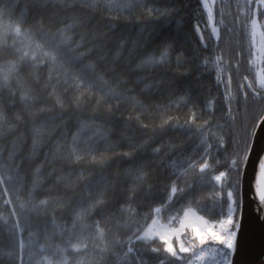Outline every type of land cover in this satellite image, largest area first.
<instances>
[{"label": "snow or ice", "instance_id": "1", "mask_svg": "<svg viewBox=\"0 0 264 264\" xmlns=\"http://www.w3.org/2000/svg\"><path fill=\"white\" fill-rule=\"evenodd\" d=\"M200 4L218 47V25L229 32L233 29L223 9L216 21L214 0H200ZM237 8L232 23L248 38V71L256 67L257 59L262 66L254 75H243L233 95L232 72L239 76L243 70V45L236 44L240 51L235 53V63L232 55L225 61L224 49L214 58H205L204 65L211 63L215 68L217 83L225 84L227 112L220 119L226 123L214 125V111H207L214 109V100L202 99L195 85L182 84L176 75L165 79L169 73L161 71L160 79L153 77V84H143V77L133 78L115 66L97 71L107 63L105 49L113 42L121 50L128 48L130 55H143L136 65L138 71L171 64L173 51L177 67L190 65L187 49L175 39L161 38L162 26L178 13L175 5L158 7L149 0H28L20 9L18 0H0V264H235L242 181L258 129L264 125V0H245ZM132 17L139 25L135 37L128 29L118 31L121 22L131 24ZM93 20L96 24L77 40L74 29L87 28ZM196 31L207 49L199 25ZM86 36L91 37L87 42ZM41 68L48 70L42 87L46 96L25 86L26 77L40 84ZM69 84L77 95L66 103L63 95L68 88L64 92L59 88ZM17 88L24 111L31 117L27 156L22 152L29 134L18 127L23 117L15 113L10 120L2 102L7 93L14 107ZM178 93L190 105V115L182 122L170 116L151 127L142 122L147 113L167 107L156 102L157 94L172 97ZM241 98L244 118L237 126L240 113L232 105H239ZM88 102L94 106L86 114ZM126 104H131L135 116H124ZM205 111L208 119L201 123ZM49 122H53L51 128ZM132 124L145 133L138 144L134 135H124L132 131ZM59 129L50 152H44L45 160L51 156V164L62 160L69 168L87 161L102 170L118 162L115 169L109 175L102 172L91 183L94 174L83 170L73 181L72 173L58 175L56 168L42 176L44 164L30 168V161ZM149 130L152 135L146 134ZM169 131L190 133L189 142L157 143ZM14 133L19 134L10 145L2 143ZM113 135H117L115 141ZM120 143L128 150L115 151ZM197 153L199 158L194 160ZM253 170V199L264 215V154L258 156ZM209 172L213 175L206 181ZM192 174L199 177L198 183L189 182ZM209 182L211 190L203 193ZM80 183L87 191L73 207L71 198L60 194V185L68 191ZM142 200L150 201L144 213L139 212ZM69 209L71 223L61 221L57 212ZM98 211L115 220V227H104L99 220L89 223Z\"/></svg>", "mask_w": 264, "mask_h": 264}, {"label": "trees", "instance_id": "2", "mask_svg": "<svg viewBox=\"0 0 264 264\" xmlns=\"http://www.w3.org/2000/svg\"><path fill=\"white\" fill-rule=\"evenodd\" d=\"M231 1L233 0H227L225 3H223L222 8L224 9V18L225 21L229 25H233L232 21L238 14L234 11V8L231 5ZM16 2V0H14ZM28 0H18V3L20 5V9L24 7V4L27 3ZM150 3H155L158 7H163L167 5H175V7L178 9V13L172 17L166 25H163L160 31L161 38L168 37L170 39H175L177 44L182 45L184 49H187L186 55L192 58V63L184 64L181 67H177L176 65V51H173L172 56V63L169 65L163 66V68H157V69H147L143 71H138L136 69V65L139 63L140 59L143 58V55H130L129 49L124 48L120 49L118 45L113 42L109 45L107 49H105V53L107 55V63L105 65H100L97 69L98 72L105 71L108 67L115 66L118 71H122L124 73H127L131 75L133 78L136 77H143L144 81L143 84H153V77L155 79H160V76L158 73L161 71H167L169 73L168 77H165V79L171 78L172 75H176L180 78L182 84H188L191 83L195 85L196 89L201 93V98L206 99L209 101L214 100L215 106L214 109L209 108L207 111H214V117H213V124L219 122V123H226L225 120H221V116L227 112V106L224 103V97H225V84H218L215 76L216 71L215 68L211 63H209L207 66L204 65V60L206 57H212L214 58L215 55L219 54L221 49L225 50V61L227 62L228 56L232 55L233 60L232 62L235 63V53L240 51L239 48L236 47L237 42L239 41L244 48V57H243V70L241 71L240 75H236V73L232 72V94L236 95V90L239 86V83L241 81V77L243 75H252V71H248V65L247 61L250 59V56L248 55V49H247V36L243 34L242 30L237 28V24H235L236 30L240 31V34L238 32H229L225 31L223 29L220 30V40L218 42L219 46L217 47V41L212 37L211 29L208 25L207 19H206V13L203 11L202 6L200 4V0H149ZM20 9H17V12L20 11ZM99 17H96V20H98ZM96 20H93L91 24L87 26V28H76L74 29V33L76 36V39L78 40L80 38V35L85 33L88 29H90L93 25L96 24ZM199 25L200 29L203 32V35L205 37V41L208 45L207 49L204 48L203 45L200 44L199 41V34L196 31V26ZM47 26V25H46ZM139 25L136 23L135 17H132L131 24H125L121 22L120 29H128L130 31V35L132 37H135L136 30L138 29ZM51 31H55V27L51 29ZM91 39L90 36H86L85 40L86 42ZM158 43V41H157ZM90 46V45H88ZM131 47V45H129ZM231 49V53H229L227 50ZM120 53L119 56H117V53ZM158 54V53H157ZM95 56V54H94ZM92 59V58H90ZM191 71V75H188V72ZM48 74L47 68H41L39 69V76H40V84H36L32 81V79L26 77V87H31L33 91L41 96H46L47 92L42 91L43 84L46 81ZM228 74V69L225 68L224 70V79L226 81ZM143 84L140 86L143 87ZM15 87V85H14ZM67 87L68 91L64 93L63 99L66 103H71L73 100V97L77 95L75 91L71 88L69 85H61L59 88V91L64 92V88ZM19 88H17V97L15 99V106H11L9 104L10 98L8 97L7 93H4L2 96V102L4 104L5 112L8 115L10 120H13V116L15 113H19L22 117L24 122L19 123L18 127L21 132L28 133L29 139L28 143L24 145V149L22 152V155L27 156L30 152V145H31V138H30V125H31V117L27 115V113L24 111L23 104L20 102L19 99ZM48 91H51L49 89ZM152 92L155 93V88L152 89ZM156 102L158 104L167 106L163 110H153L150 113H147L144 116V119L142 122L148 123L150 127L152 125H159L161 123L162 119H167L169 116L172 118H179V120L182 122L188 115H190V105L186 106L184 104V101L182 99V94L178 93L176 96L172 97H163L157 94V100ZM49 104H51V101H49ZM44 105H36V108L43 107ZM94 106V102H88L87 108L84 109V112L87 114L91 111L92 107ZM234 110L239 111L240 115L237 120V126H240L243 118H244V111H243V101L242 98L240 99L239 105L235 102H233L232 105ZM124 116L133 115L135 116L137 112L133 110L131 104H126L122 108ZM197 114H200V109H196ZM207 111L204 112L203 115H201V120L199 122H203V120L208 119ZM250 116L249 119H251V109L249 110ZM15 122V121H13ZM39 122V121H38ZM56 125L60 124V121L54 122ZM53 126V122H49V127L51 128ZM72 130L74 131V126H71ZM132 131L131 132H124V135L126 136H135V143H140L141 139L145 136V133L141 131L137 125L132 124L131 125ZM62 129H59L56 131V133L48 140H46L44 148H42L36 157L32 159L29 163V167L34 169L35 167L44 164V168L41 172V175L46 177L50 168H56L58 175H65L67 176L69 173H72L71 179L74 181L75 176L83 170L84 173L87 175L89 173L94 174L91 183H95L97 179H99L100 174L103 172L105 175H109L116 167V164L118 162H114L111 166H109L106 169H100L98 167H93L89 165L87 161H83L78 167L76 168H69L64 161L58 160L54 164H51V156H49L48 160H45L44 152L49 151L52 148L53 142L59 138L60 131ZM120 132V129H117V133ZM19 133H14L12 136L7 137L4 141H2L5 145H10L11 140L14 138L15 135H18ZM147 135H152V132L149 130ZM190 133L186 132H178V131H169L166 136L163 137L162 140H159L157 143H165L168 140H172L177 145L186 144L189 142V136ZM117 139V135L112 136V140L115 141ZM214 142V141H213ZM127 145L125 143H120L118 147L115 148V151H126ZM230 150V146H229ZM165 151H167V148H165ZM221 153V158H222ZM213 156H215V149H213ZM199 153L197 155L193 156V159H198ZM213 175V173L209 172L205 176V180L208 181L209 178ZM196 181L199 182V177L196 174H192L189 177V182ZM211 190V183H207L206 186L201 190L203 193H207ZM87 189L84 183H80L74 188L65 191L64 185H60V194L65 196L66 198H71L73 207L77 206L78 201L80 200V197L83 196L86 193ZM95 195V193H93ZM139 199V198H138ZM86 202V200H85ZM142 207L139 208L140 213L147 212L149 210L150 201L148 200H142ZM154 206V205H153ZM135 207V205H133ZM175 207H179V205H175ZM205 210H207L208 205H205ZM217 213H219V209L216 210ZM57 217L61 221H68V223H71V215L72 210H65L62 212H57ZM122 216V214H120ZM99 220L101 224L104 227L114 228L115 227V220H110L106 214L105 211H98L95 215L91 216L89 218V223H94L95 221Z\"/></svg>", "mask_w": 264, "mask_h": 264}, {"label": "water", "instance_id": "3", "mask_svg": "<svg viewBox=\"0 0 264 264\" xmlns=\"http://www.w3.org/2000/svg\"><path fill=\"white\" fill-rule=\"evenodd\" d=\"M264 148V125L258 129L253 151L243 177V205L240 209L241 227L238 232L237 251L234 254L235 264H264V215L256 209L253 199L252 183L254 166Z\"/></svg>", "mask_w": 264, "mask_h": 264}, {"label": "rangeland", "instance_id": "4", "mask_svg": "<svg viewBox=\"0 0 264 264\" xmlns=\"http://www.w3.org/2000/svg\"><path fill=\"white\" fill-rule=\"evenodd\" d=\"M226 1H227V0L223 1V3L226 2ZM233 1H234V0H233ZM210 2H212V0H210ZM214 2H215V19H216V21L218 22V19H217V15H218L217 0H214ZM244 2H245V0H235V3H233V6H234L235 11H236L237 13H238L237 5H242V4H244ZM235 4H236V6H235ZM206 18H207V14H206ZM207 21H208V18H207ZM226 23H227V22H226ZM208 24H209V21H208ZM209 26H210V24H209ZM218 27H219V25H218ZM228 27L233 29V30H232V33H233V32H238V34H240V31H237V30H236L235 24H233V25H229V24H228ZM237 28H239V27H237ZM210 29H211V26H210ZM222 29L225 30V31H228L227 28H224V27H223ZM261 66H262V65H261L260 60L257 59V60H256V67H254V74H255L256 69L259 68V67H261ZM173 211H174V209H173ZM164 215L167 216L168 213L166 212Z\"/></svg>", "mask_w": 264, "mask_h": 264}]
</instances>
